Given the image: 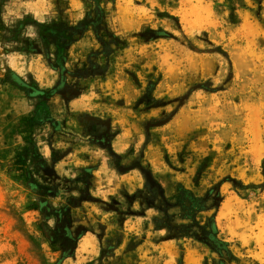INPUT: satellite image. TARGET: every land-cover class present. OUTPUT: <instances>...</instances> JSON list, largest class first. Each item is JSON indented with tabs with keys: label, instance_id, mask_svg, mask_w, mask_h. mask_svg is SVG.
I'll return each instance as SVG.
<instances>
[{
	"label": "rangeland",
	"instance_id": "rangeland-1",
	"mask_svg": "<svg viewBox=\"0 0 264 264\" xmlns=\"http://www.w3.org/2000/svg\"><path fill=\"white\" fill-rule=\"evenodd\" d=\"M0 25V264H264V0H0ZM170 176L219 196L235 259L177 238Z\"/></svg>",
	"mask_w": 264,
	"mask_h": 264
},
{
	"label": "trees",
	"instance_id": "trees-1",
	"mask_svg": "<svg viewBox=\"0 0 264 264\" xmlns=\"http://www.w3.org/2000/svg\"><path fill=\"white\" fill-rule=\"evenodd\" d=\"M98 2L99 0H95ZM100 9L99 5H97ZM24 23L22 21H18L17 26L21 29L24 27ZM34 26L37 28L38 35L40 36V41L43 43H48V39L46 38V34H50L51 36H61V31H56L55 28L50 26L47 23H40L38 21L33 22ZM0 30H4V26L0 25ZM34 42V41H33ZM56 61L57 67H53L54 69L59 68L60 71H64V59L62 56L61 50L56 52ZM35 122L34 117H26L21 119L19 122V126H21L24 130L28 131L27 135L22 136V140L24 145L21 147L20 152L14 158V164L16 166H23L25 162L29 160H34L39 158V155L36 151L34 140L31 139L30 130ZM171 201H175L176 204L188 208L190 211V215H185L183 219H190L194 223V228L191 231L188 230V225L184 224L185 230L179 232V236L177 238L180 239H193L205 245L211 253H216L219 257L229 256L231 259H235V256L232 254L229 245L226 241H224L219 236V229L216 224V212L220 205V198L216 196L212 190H208L205 196H196L190 190L182 188L176 190V194L173 195L170 199ZM213 211V213L206 217H197L196 214L201 212ZM163 229L167 232H170V227L164 225ZM170 238H172L170 236ZM51 245L54 243L52 239ZM179 264L182 263V257L178 260Z\"/></svg>",
	"mask_w": 264,
	"mask_h": 264
},
{
	"label": "crops",
	"instance_id": "crops-1",
	"mask_svg": "<svg viewBox=\"0 0 264 264\" xmlns=\"http://www.w3.org/2000/svg\"><path fill=\"white\" fill-rule=\"evenodd\" d=\"M26 117L27 116H25V118ZM100 142H102V141H100ZM147 162L149 163L150 166H152L153 170H155L156 172H160L161 174H163V173L168 174L167 172H169V171L167 170L166 166L163 164V161L158 163V161L156 160V157H154L153 155H150L149 157H147ZM174 180H177V176H170L167 178L166 181L162 182L163 195L165 197H169V196H172L174 194L175 188H174L173 184H171L174 182ZM188 180H187V183H186V181H180V182H182V184L184 186H188V188H191L189 186L190 184H189ZM193 188H195V190H197L199 187L193 183ZM215 220H217V214H216ZM217 226H218V224H217ZM166 242H167V240H163L162 242H160L161 246H163V250L161 251L162 255H161L159 264H175V262H178L179 258H181V257L183 260V264H185L184 263V260H185L184 255L183 254L177 255V254H175L174 249H171L170 247H164L165 246L164 244H167ZM166 246H169V245H166ZM181 251L183 253L182 249H181Z\"/></svg>",
	"mask_w": 264,
	"mask_h": 264
},
{
	"label": "bare ground",
	"instance_id": "bare-ground-1",
	"mask_svg": "<svg viewBox=\"0 0 264 264\" xmlns=\"http://www.w3.org/2000/svg\"><path fill=\"white\" fill-rule=\"evenodd\" d=\"M255 151H257V150H255ZM253 154V153H252ZM261 155V154H260ZM261 156H259L257 153H255L254 154V158H255V160H259V158H260ZM254 160V159H253ZM256 162V161H255ZM254 162V163H255ZM86 247H87V245H86V242L83 244V246H82V250H85L86 249ZM188 251H187V256H188V261H187V264H196L197 263V251L195 250V249H193V248H189V249H187Z\"/></svg>",
	"mask_w": 264,
	"mask_h": 264
},
{
	"label": "flooded vegetation",
	"instance_id": "flooded-vegetation-1",
	"mask_svg": "<svg viewBox=\"0 0 264 264\" xmlns=\"http://www.w3.org/2000/svg\"><path fill=\"white\" fill-rule=\"evenodd\" d=\"M102 141V140H101Z\"/></svg>",
	"mask_w": 264,
	"mask_h": 264
}]
</instances>
